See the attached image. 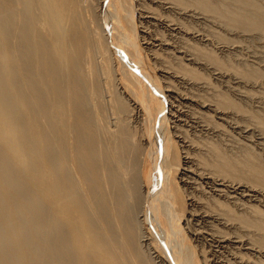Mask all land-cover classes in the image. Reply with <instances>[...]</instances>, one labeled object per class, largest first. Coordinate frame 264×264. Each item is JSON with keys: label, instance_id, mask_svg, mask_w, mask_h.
Returning <instances> with one entry per match:
<instances>
[{"label": "bare ground", "instance_id": "6f19581e", "mask_svg": "<svg viewBox=\"0 0 264 264\" xmlns=\"http://www.w3.org/2000/svg\"><path fill=\"white\" fill-rule=\"evenodd\" d=\"M218 84L264 106V0H0V264H264V117Z\"/></svg>", "mask_w": 264, "mask_h": 264}, {"label": "rangeland", "instance_id": "374dc122", "mask_svg": "<svg viewBox=\"0 0 264 264\" xmlns=\"http://www.w3.org/2000/svg\"><path fill=\"white\" fill-rule=\"evenodd\" d=\"M169 1H174V0H169ZM95 3V6L98 7L97 5V1L94 2ZM146 5H150V7H152L153 9H155V11L157 13H162L161 9L158 8L157 5L155 4H152L147 1L145 2ZM149 3V4H148ZM155 6V7H154ZM134 7H135V4H134ZM158 8V9H157ZM157 9V10H156ZM160 10V11H159ZM123 13V12H122ZM193 27L197 28V25H193ZM224 34H221V36H223ZM223 39H225V35L222 37ZM235 41H238L237 39ZM253 44V42H251ZM251 43H245L243 42V49H244V54L247 56L249 54H251L252 52H255L257 49H256V44H251ZM249 44V46H248ZM255 48V49H254ZM252 50V51H251ZM255 50V51H254ZM250 52V53H249ZM211 78L209 77V81L210 82H213L212 80H210ZM217 86V89L221 90L222 92L225 90L224 87H221L219 84L216 85ZM225 95L224 97L221 96V98H224V103H225V107L229 110V111H236L234 109H238V114H239V121L241 122L242 125H253L255 124L257 121H258V117H264V106H260V108H256V106H254L252 103H250L249 101H240L239 99L237 98H234L231 96V94H229L227 91L223 92ZM227 93V94H226ZM260 110V111H259ZM263 113V114H262ZM146 127V125H145ZM207 140H206V139ZM201 138L199 139V143L201 144H207L209 146H213L212 148H214V145H216V147H218L223 154H221V160H219V158L211 155L209 152V148L208 147H204L207 149L206 150H203L202 152V158H203V162L205 165H214L216 163H219L221 161H223L224 159L228 160L230 163H231V167L228 166V167H225V171L227 174V177H230V178H237V179H244L243 177V174H242V171L243 172H247L248 171V168L244 166L243 164V158H239L242 157V155L244 154L243 152H240V151H243L241 150L239 145L236 146V143L235 142H232L230 140H227L225 138H220V139H215V138ZM203 141V142H202ZM227 142L229 143L227 145ZM210 143V144H209ZM213 144V145H212ZM253 148V149H252ZM251 148V152L252 153H256L259 157L261 155V151L257 148V147H252ZM235 149V150H234ZM255 149V150H254ZM259 150V151H258ZM256 151V152H255ZM259 152V153H257ZM243 153V154H242ZM180 154H179V158H177V161L180 163ZM261 162L264 163V159H263V156L261 155ZM230 169H232L234 172L233 173H230ZM212 171L216 172V169H213ZM218 172L219 174H222V176L224 175V171L222 169H218ZM243 216L240 217V223L242 225V234L243 235H246V236H250V234L254 237L255 241H261L262 240L264 241V238H262V236L260 235H256V234H253V233H259L254 227H253V223L247 221L246 219L242 218ZM257 218V217H256ZM260 236V237H259ZM263 237H264V233H263ZM262 238V240H260ZM263 244V242H262ZM264 245V244H263Z\"/></svg>", "mask_w": 264, "mask_h": 264}]
</instances>
